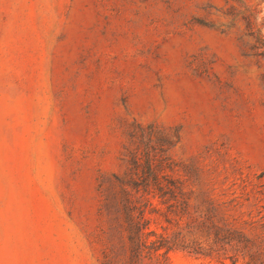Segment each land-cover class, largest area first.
Wrapping results in <instances>:
<instances>
[{
    "label": "rangeland",
    "instance_id": "1",
    "mask_svg": "<svg viewBox=\"0 0 264 264\" xmlns=\"http://www.w3.org/2000/svg\"><path fill=\"white\" fill-rule=\"evenodd\" d=\"M147 143L264 246V0H0V264H101L100 186Z\"/></svg>",
    "mask_w": 264,
    "mask_h": 264
},
{
    "label": "trees",
    "instance_id": "2",
    "mask_svg": "<svg viewBox=\"0 0 264 264\" xmlns=\"http://www.w3.org/2000/svg\"><path fill=\"white\" fill-rule=\"evenodd\" d=\"M157 152L145 144L142 157L130 154L129 170L108 177L107 188L100 186L99 213L108 224L102 232L101 264H145L166 258L172 250L206 261L201 264H238L245 259V264H264V246H256L252 228L243 230L246 223H240L233 208L191 205L184 182L174 178ZM152 199L165 208L162 215L166 229L173 230L170 234L150 229L146 212Z\"/></svg>",
    "mask_w": 264,
    "mask_h": 264
}]
</instances>
